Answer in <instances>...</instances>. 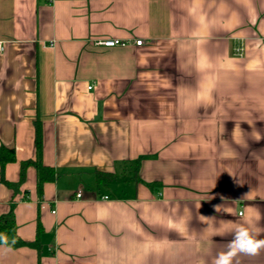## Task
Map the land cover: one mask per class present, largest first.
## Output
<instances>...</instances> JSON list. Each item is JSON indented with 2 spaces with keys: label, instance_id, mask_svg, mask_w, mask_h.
<instances>
[{
  "label": "crops",
  "instance_id": "0c3cea01",
  "mask_svg": "<svg viewBox=\"0 0 264 264\" xmlns=\"http://www.w3.org/2000/svg\"><path fill=\"white\" fill-rule=\"evenodd\" d=\"M0 43V264H264V0H0Z\"/></svg>",
  "mask_w": 264,
  "mask_h": 264
},
{
  "label": "trees",
  "instance_id": "16d2710c",
  "mask_svg": "<svg viewBox=\"0 0 264 264\" xmlns=\"http://www.w3.org/2000/svg\"><path fill=\"white\" fill-rule=\"evenodd\" d=\"M35 146H36V158L34 160H26L21 162L20 177H23L24 169L26 166L32 164L37 170V190L41 192L42 183L45 180H52L55 173L51 167L45 166L41 162V149H42V135L40 121H35ZM6 153V154H5ZM15 160L14 152L12 149H5L0 147V171L1 180L5 184H9L3 176V166L8 161ZM138 164V160L136 162ZM114 179V174L105 171H96V181L98 183H110ZM41 231L40 223L37 221L36 238L32 241L23 240L16 233V225L13 216V205L10 206L9 211L6 214L0 216V244L16 248L20 246H30L37 248L39 241V233Z\"/></svg>",
  "mask_w": 264,
  "mask_h": 264
},
{
  "label": "built area",
  "instance_id": "2783aa9c",
  "mask_svg": "<svg viewBox=\"0 0 264 264\" xmlns=\"http://www.w3.org/2000/svg\"><path fill=\"white\" fill-rule=\"evenodd\" d=\"M96 43L99 44V45H102L104 47H113V46H116V45H125L126 44L125 41H123L122 39H119V38H109V39L97 41ZM141 43H142V40L141 39H138V40H136L134 42L135 45H140ZM1 50H2V45L0 43V51ZM235 52L237 54H241L242 48L241 47H237L235 49ZM76 195L77 196H80V192H77ZM104 198H106V196H104ZM52 212H54V210H52Z\"/></svg>",
  "mask_w": 264,
  "mask_h": 264
},
{
  "label": "snow or ice",
  "instance_id": "6c2138e0",
  "mask_svg": "<svg viewBox=\"0 0 264 264\" xmlns=\"http://www.w3.org/2000/svg\"><path fill=\"white\" fill-rule=\"evenodd\" d=\"M249 250H254V246L249 242Z\"/></svg>",
  "mask_w": 264,
  "mask_h": 264
}]
</instances>
